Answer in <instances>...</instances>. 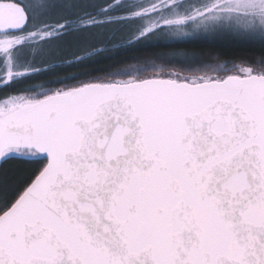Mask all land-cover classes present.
Masks as SVG:
<instances>
[{
    "label": "snow or ice",
    "instance_id": "snow-or-ice-1",
    "mask_svg": "<svg viewBox=\"0 0 264 264\" xmlns=\"http://www.w3.org/2000/svg\"><path fill=\"white\" fill-rule=\"evenodd\" d=\"M124 29L264 39V0H0V162L29 168L0 182V264H264V57L35 83L55 42Z\"/></svg>",
    "mask_w": 264,
    "mask_h": 264
},
{
    "label": "trees",
    "instance_id": "trees-1",
    "mask_svg": "<svg viewBox=\"0 0 264 264\" xmlns=\"http://www.w3.org/2000/svg\"><path fill=\"white\" fill-rule=\"evenodd\" d=\"M94 4L105 5L110 0H91ZM100 32L101 30H94ZM126 29L116 32L107 37H94L80 44L65 42L58 47L56 57L44 58L49 63L59 65L56 72L49 75H42L35 83L71 74H80L92 71L101 74L102 70L110 69L114 63L123 61L125 63H144L152 61L157 64H165L169 68L177 70L188 65L184 61L194 59L198 63H206L216 59L224 61L251 60L264 57V39L258 36L247 34H236L229 32H201L191 34L187 37L177 38L170 35L160 34L149 41L128 44ZM110 40L111 43L102 42ZM104 49L102 53L93 55L87 66L77 67L75 56H85L86 51L91 52L93 47ZM63 61V63H61ZM72 61L70 65L68 62ZM38 67L46 65L37 64ZM51 72V70H49ZM59 86V85H55ZM3 90L0 89V94ZM29 168L21 164L18 160H9L7 163L1 162L0 182L7 181L9 184L23 179L27 176Z\"/></svg>",
    "mask_w": 264,
    "mask_h": 264
},
{
    "label": "rangeland",
    "instance_id": "rangeland-1",
    "mask_svg": "<svg viewBox=\"0 0 264 264\" xmlns=\"http://www.w3.org/2000/svg\"><path fill=\"white\" fill-rule=\"evenodd\" d=\"M60 45H61L60 42H55L54 45H53V47H55L57 49L58 47H60ZM49 57H51V56H49L48 53L45 52L44 54H42V56L40 57V59L49 58Z\"/></svg>",
    "mask_w": 264,
    "mask_h": 264
},
{
    "label": "water",
    "instance_id": "water-1",
    "mask_svg": "<svg viewBox=\"0 0 264 264\" xmlns=\"http://www.w3.org/2000/svg\"><path fill=\"white\" fill-rule=\"evenodd\" d=\"M0 165H1V162H0Z\"/></svg>",
    "mask_w": 264,
    "mask_h": 264
}]
</instances>
